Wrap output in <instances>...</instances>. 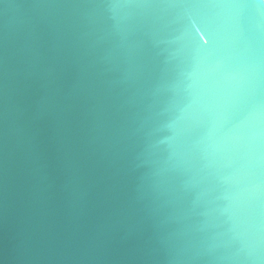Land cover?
Segmentation results:
<instances>
[{"label": "water", "instance_id": "1", "mask_svg": "<svg viewBox=\"0 0 264 264\" xmlns=\"http://www.w3.org/2000/svg\"><path fill=\"white\" fill-rule=\"evenodd\" d=\"M236 2L0 0V264H264V4Z\"/></svg>", "mask_w": 264, "mask_h": 264}, {"label": "snow or ice", "instance_id": "2", "mask_svg": "<svg viewBox=\"0 0 264 264\" xmlns=\"http://www.w3.org/2000/svg\"><path fill=\"white\" fill-rule=\"evenodd\" d=\"M260 3L264 4V0H260ZM198 6L212 7V8H233V7H238L240 5L236 2V0H198ZM188 24L193 30L204 31L203 28L197 27L200 24V21L198 19L190 17ZM205 35H208V33L205 32ZM210 41H211V36H209V41L205 43H209ZM251 110L253 112H259L261 116H264V113L261 112L258 106H253Z\"/></svg>", "mask_w": 264, "mask_h": 264}]
</instances>
